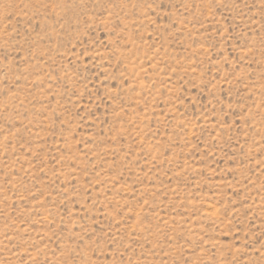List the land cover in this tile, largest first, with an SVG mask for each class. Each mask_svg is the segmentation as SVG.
I'll return each instance as SVG.
<instances>
[{
    "label": "rangeland",
    "instance_id": "rangeland-1",
    "mask_svg": "<svg viewBox=\"0 0 264 264\" xmlns=\"http://www.w3.org/2000/svg\"><path fill=\"white\" fill-rule=\"evenodd\" d=\"M0 264H264V0H0Z\"/></svg>",
    "mask_w": 264,
    "mask_h": 264
}]
</instances>
